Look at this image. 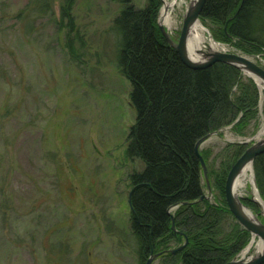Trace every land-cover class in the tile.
Wrapping results in <instances>:
<instances>
[{
  "label": "rangeland",
  "instance_id": "rangeland-1",
  "mask_svg": "<svg viewBox=\"0 0 264 264\" xmlns=\"http://www.w3.org/2000/svg\"><path fill=\"white\" fill-rule=\"evenodd\" d=\"M60 1L50 0V9L39 11L32 0H0V264H137L127 174L142 164L124 156L134 112L129 83L114 63L115 35L108 32L122 4L76 0L70 26L67 19L61 22ZM158 2L155 24L166 42L158 26ZM132 3L145 7L148 0ZM184 13L183 5L177 7L166 31L175 42ZM199 22L223 51L264 69V50H248L236 39L216 36L210 20L200 17ZM240 72L244 84L252 80L256 87L253 113L249 117L239 110L232 123L212 130L199 149L210 183L208 190L201 170L207 196L201 202L213 207H227L224 183L230 167L225 165L256 143L253 138L264 123V90ZM232 93L238 95L236 86ZM252 175L264 202L254 161ZM248 197L241 202L264 222L262 209L247 203ZM237 224L243 228L230 214L224 229L230 233ZM251 238L248 233L228 261ZM152 264H161L159 258Z\"/></svg>",
  "mask_w": 264,
  "mask_h": 264
},
{
  "label": "trees",
  "instance_id": "trees-1",
  "mask_svg": "<svg viewBox=\"0 0 264 264\" xmlns=\"http://www.w3.org/2000/svg\"><path fill=\"white\" fill-rule=\"evenodd\" d=\"M32 1L39 11L50 9V0L44 5ZM75 1H60L61 22L67 19L70 26ZM120 2L108 32L115 35L114 63L129 83L134 112L124 156L142 164L127 174L129 229L137 264H146L160 252L161 264H225L249 232L238 224L232 232L225 231L228 208L197 201L203 186L194 146L212 130L232 123L239 110L250 117L256 87L252 80L244 84L240 70L229 64L217 62L198 70L184 65L156 28L158 0H148L145 7H136L132 0ZM201 17L216 25V36L236 39L248 50H264V0H206ZM67 47L74 54L70 41ZM235 86L237 96L232 93ZM254 163L264 198V153ZM229 167L228 161L225 168ZM173 205H178L173 214L176 232L169 213ZM180 243L184 247L172 253L171 245Z\"/></svg>",
  "mask_w": 264,
  "mask_h": 264
},
{
  "label": "water",
  "instance_id": "water-1",
  "mask_svg": "<svg viewBox=\"0 0 264 264\" xmlns=\"http://www.w3.org/2000/svg\"><path fill=\"white\" fill-rule=\"evenodd\" d=\"M206 0H194L190 3V5L185 10L183 15L181 31L178 40L175 42L168 35L165 28L158 23L159 29L163 34L167 44L172 47L175 52L178 54L179 59L182 61L184 65L193 70H198L202 68H207L213 65L214 63L221 62L225 64L232 65L242 71L243 73L253 77L254 79H258L262 83H264V69L257 65L255 62L250 59L234 54L228 53L225 51H215L208 52L205 54V59L202 61L192 60L188 56L187 51V43L188 37L191 27L198 21H200L201 11L205 4ZM255 79V80H256ZM210 134L208 133L206 136L199 139L195 146L194 151L196 156L198 157L200 166L203 171L204 178L206 180V186L208 190H210V183L207 177V168L205 162L199 152L200 146L204 143ZM264 153V140L260 142L253 143L250 145L245 151L240 155V157L231 165L225 179L224 183V196L227 208L229 212L233 215V217L239 222V224L247 230L251 235H255L263 241L264 244V222H254L247 218L241 211L240 208L234 198L233 194V186L237 176L240 174L242 169L246 166V164H252L255 158ZM258 192V191H257ZM207 196L202 193L200 198L197 200L202 201ZM181 204H191L189 202H183ZM178 205H173L169 208V213L177 208ZM263 218H264V205H263ZM171 214V213H170ZM171 228L176 232L175 225L173 222V215H171ZM181 234V233H180ZM187 241V240H186ZM184 247L183 245L178 246L177 248L171 250L172 253L181 250ZM163 252L152 254L146 261V264H152L154 259L158 258ZM238 257V256H237ZM235 257L233 260L226 262L225 264H262L264 263V248L263 251L249 260H243L242 257Z\"/></svg>",
  "mask_w": 264,
  "mask_h": 264
},
{
  "label": "bare ground",
  "instance_id": "bare-ground-1",
  "mask_svg": "<svg viewBox=\"0 0 264 264\" xmlns=\"http://www.w3.org/2000/svg\"><path fill=\"white\" fill-rule=\"evenodd\" d=\"M193 1L194 0H162V6L159 10L158 23L162 25L166 31L169 30L171 24L173 23L172 14L173 12H175L176 8L183 5L184 9L186 10L190 3ZM205 34H207V31L199 21L191 27L188 37L187 51L188 56L192 60L202 61L205 59V54L208 52L225 50L223 46H220L211 38L206 37ZM256 83L260 92H262L264 90V83H262L258 79H256ZM253 140L256 142L264 140V123L262 124L261 129L253 138ZM249 185L251 186V189L248 188ZM249 193L251 194V197H248L245 200H249L255 203L258 207H260V209L263 210L264 202L255 187L252 175V164L250 163L246 164V166L237 176L233 186V194L240 208V211L250 220L254 222H261L255 216L253 211L249 207L245 206L240 200L242 196ZM256 237L257 236L252 235L251 241L241 251L237 258L242 257L243 260H249L250 258L259 255L263 251V241L260 238H258L257 240ZM252 248L254 253L251 252Z\"/></svg>",
  "mask_w": 264,
  "mask_h": 264
},
{
  "label": "flooded vegetation",
  "instance_id": "flooded-vegetation-1",
  "mask_svg": "<svg viewBox=\"0 0 264 264\" xmlns=\"http://www.w3.org/2000/svg\"><path fill=\"white\" fill-rule=\"evenodd\" d=\"M186 242H187V241L185 240V243H186ZM185 243H184V245H185ZM182 245H183V244H182ZM177 247H178V246H177ZM177 247H176V248H177ZM174 249H175V248H174ZM179 251H180V250H179ZM176 252H177V251H176ZM155 254H156V253H155ZM158 258H159V257H158ZM156 259H157V258H156ZM156 259H154V261H155ZM154 261H153V262H154ZM153 262H152V263H153Z\"/></svg>",
  "mask_w": 264,
  "mask_h": 264
},
{
  "label": "built area",
  "instance_id": "built-area-1",
  "mask_svg": "<svg viewBox=\"0 0 264 264\" xmlns=\"http://www.w3.org/2000/svg\"><path fill=\"white\" fill-rule=\"evenodd\" d=\"M225 52H227V51H225ZM229 53V52H228Z\"/></svg>",
  "mask_w": 264,
  "mask_h": 264
}]
</instances>
